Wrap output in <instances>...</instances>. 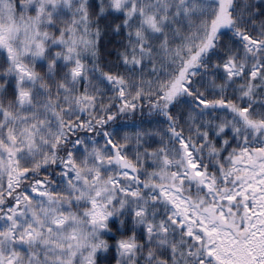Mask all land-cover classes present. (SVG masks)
<instances>
[{
	"label": "snow or ice",
	"instance_id": "6c2138e0",
	"mask_svg": "<svg viewBox=\"0 0 264 264\" xmlns=\"http://www.w3.org/2000/svg\"><path fill=\"white\" fill-rule=\"evenodd\" d=\"M0 264H264V0H0Z\"/></svg>",
	"mask_w": 264,
	"mask_h": 264
}]
</instances>
